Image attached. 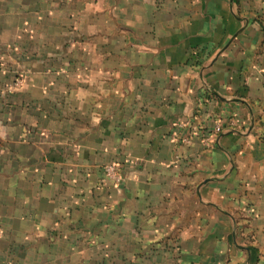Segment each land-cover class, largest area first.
Masks as SVG:
<instances>
[{
  "label": "crops",
  "instance_id": "crops-1",
  "mask_svg": "<svg viewBox=\"0 0 264 264\" xmlns=\"http://www.w3.org/2000/svg\"><path fill=\"white\" fill-rule=\"evenodd\" d=\"M0 264H264V0H0Z\"/></svg>",
  "mask_w": 264,
  "mask_h": 264
},
{
  "label": "built area",
  "instance_id": "built-area-1",
  "mask_svg": "<svg viewBox=\"0 0 264 264\" xmlns=\"http://www.w3.org/2000/svg\"><path fill=\"white\" fill-rule=\"evenodd\" d=\"M103 176L106 179H111L114 183H117L120 179L116 165L113 163H108L103 167Z\"/></svg>",
  "mask_w": 264,
  "mask_h": 264
}]
</instances>
